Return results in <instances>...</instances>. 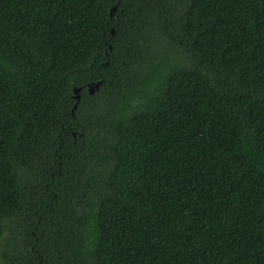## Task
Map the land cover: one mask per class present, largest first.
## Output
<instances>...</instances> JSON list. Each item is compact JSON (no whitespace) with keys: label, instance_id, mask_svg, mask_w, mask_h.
<instances>
[{"label":"trees","instance_id":"obj_1","mask_svg":"<svg viewBox=\"0 0 264 264\" xmlns=\"http://www.w3.org/2000/svg\"><path fill=\"white\" fill-rule=\"evenodd\" d=\"M0 264H264V0H0Z\"/></svg>","mask_w":264,"mask_h":264},{"label":"water","instance_id":"obj_2","mask_svg":"<svg viewBox=\"0 0 264 264\" xmlns=\"http://www.w3.org/2000/svg\"><path fill=\"white\" fill-rule=\"evenodd\" d=\"M100 84H101V82L89 84V86H88L89 93L91 95L94 94L99 89ZM79 97H80V89H75L74 90V99L76 100V103L79 101ZM74 108H75V106L73 107V109Z\"/></svg>","mask_w":264,"mask_h":264}]
</instances>
